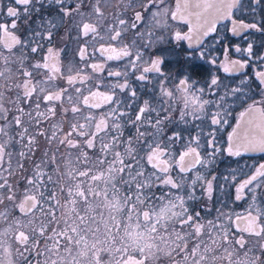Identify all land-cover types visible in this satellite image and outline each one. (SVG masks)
I'll list each match as a JSON object with an SVG mask.
<instances>
[{"label":"snow or ice","instance_id":"1","mask_svg":"<svg viewBox=\"0 0 264 264\" xmlns=\"http://www.w3.org/2000/svg\"><path fill=\"white\" fill-rule=\"evenodd\" d=\"M0 15V264H264V163L222 177L243 213L209 206L219 157L264 153V0H0Z\"/></svg>","mask_w":264,"mask_h":264},{"label":"flooded vegetation","instance_id":"2","mask_svg":"<svg viewBox=\"0 0 264 264\" xmlns=\"http://www.w3.org/2000/svg\"><path fill=\"white\" fill-rule=\"evenodd\" d=\"M3 3L5 5V11H6V7L9 3V0H3ZM5 19H7V18L0 15V21L5 20ZM218 27H219V25H218ZM221 32L223 34V32H224L223 28H221ZM53 44L55 47H64V41H62L59 37H57L56 40H54ZM214 54L220 55L219 49ZM231 55L234 58L239 56L238 53H234V52L231 53ZM125 63H126L125 61H119V62L110 61V62H108L109 67L107 70H123ZM167 70L173 71V72L176 71L175 58L174 57L170 58V62H169ZM247 71H248L249 75H251L252 69H248ZM136 74L138 75L139 73L137 72ZM100 75L104 79L105 83L112 82L114 79V78L107 77L106 72L102 73ZM220 75L222 77H224L226 74H224L221 71ZM224 82L226 84H231L232 78H230V77L226 78ZM238 82L239 81L237 79L236 83H238ZM131 83L134 86L139 87L138 82H136L134 78L131 79ZM148 87L150 88L151 85H148ZM101 90H105V89L102 88ZM140 91L143 93V89H141ZM253 92H255L254 86H253ZM121 96L123 98V94H121ZM141 98L143 99L146 97H144L142 95ZM256 98L259 99V96H257ZM241 110L242 109H240L237 106L233 111V116L229 117L230 123L233 126L235 124V117L238 115L239 111H241ZM97 111L103 112L104 109L101 108ZM230 131H231V127H228V126H225V128L221 130L219 135L222 138V140H221L222 143L226 142L227 134ZM135 135H136L135 128L131 127L130 125L124 128V137L125 138L128 136H135ZM41 147L43 149V145ZM176 150L177 151L179 150V145L176 146ZM37 155H40V153H37ZM237 161H239V163H237ZM260 163H264V153H261V152H250V153H247L244 156L238 157V158H229L226 156L219 157L213 166V169H214L213 174L218 176V180H217L216 185H215V192H214L213 201L211 202V204H209V206L213 207V208H218V207H221L223 204H227V208L225 209V211H229V212H233V213H237V214L243 213L251 201L248 199L241 200V201H235L234 200L235 187L233 186V182L231 181V179H229L228 181H225L222 177L223 176H230L232 169H235L236 170L235 174L237 175L238 179H243L246 174H248L250 171L254 170V166H258ZM198 168H199V166H198ZM199 170L202 172L208 171V169H199ZM197 194L199 195V190H197ZM192 203L199 210V209H202L204 207V205L208 202L206 200H199V201H195ZM212 215H215L214 211H213ZM209 218H211V217H209Z\"/></svg>","mask_w":264,"mask_h":264}]
</instances>
